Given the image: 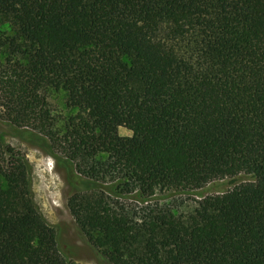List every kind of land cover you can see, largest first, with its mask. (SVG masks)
Wrapping results in <instances>:
<instances>
[{
  "label": "trees",
  "instance_id": "trees-1",
  "mask_svg": "<svg viewBox=\"0 0 264 264\" xmlns=\"http://www.w3.org/2000/svg\"><path fill=\"white\" fill-rule=\"evenodd\" d=\"M0 120L69 164L109 264H264V0H0ZM31 173L0 138V264H78Z\"/></svg>",
  "mask_w": 264,
  "mask_h": 264
},
{
  "label": "rangeland",
  "instance_id": "rangeland-1",
  "mask_svg": "<svg viewBox=\"0 0 264 264\" xmlns=\"http://www.w3.org/2000/svg\"><path fill=\"white\" fill-rule=\"evenodd\" d=\"M54 111L67 113L62 107L58 94L50 96ZM121 138L131 135L124 127L117 128ZM0 138L22 150L32 166V189L35 202L45 218L54 224L59 232V245L62 252L78 264H109L93 247L85 234L80 230L72 216L67 201L75 191V185L68 163L57 160L47 153L34 140L35 136L28 129L18 128L0 120ZM227 181H217L203 188L200 193L207 194L228 188ZM196 197L195 194L190 196ZM160 202L171 203L178 210H184L192 201L185 194L160 197Z\"/></svg>",
  "mask_w": 264,
  "mask_h": 264
}]
</instances>
